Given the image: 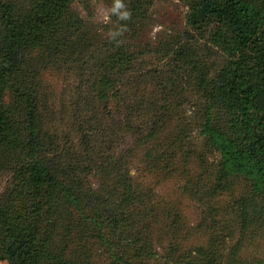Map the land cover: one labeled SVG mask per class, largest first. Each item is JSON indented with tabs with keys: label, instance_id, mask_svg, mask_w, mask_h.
Returning <instances> with one entry per match:
<instances>
[{
	"label": "trees",
	"instance_id": "1",
	"mask_svg": "<svg viewBox=\"0 0 264 264\" xmlns=\"http://www.w3.org/2000/svg\"><path fill=\"white\" fill-rule=\"evenodd\" d=\"M75 1L29 0L22 6L0 0V173L11 174L0 195V261H158L152 227L173 215L148 200L157 198L155 192L138 189L132 167L138 160L152 167L163 163L147 145L161 135L176 103L185 105L171 99L166 82L173 76L192 86L204 132L220 153L221 182L211 197L230 202L221 209L229 220L206 226L217 230L192 250L194 256L191 251L179 256L173 244L164 264H264L242 255L246 236L264 230V0H189V27L224 60L218 64V57L207 58L190 42L162 46L157 52L170 61L169 75L158 69L137 73L140 87L151 85L149 98L124 91L132 64L145 51L121 48L101 58L90 69V81L81 77L84 87H78L73 105L82 153L72 146L64 151L47 129L40 92L45 71L87 51V23L73 10ZM173 145V152L182 150ZM209 209L215 221L219 208L210 203ZM181 228L176 211L165 229ZM238 234L240 240L228 245ZM92 241L102 244V254Z\"/></svg>",
	"mask_w": 264,
	"mask_h": 264
},
{
	"label": "rangeland",
	"instance_id": "2",
	"mask_svg": "<svg viewBox=\"0 0 264 264\" xmlns=\"http://www.w3.org/2000/svg\"><path fill=\"white\" fill-rule=\"evenodd\" d=\"M14 1L24 6L29 0ZM115 3L116 0H78L73 3V10L87 23L83 34L87 51L71 54L65 60L58 61L45 71L41 80L40 92L44 101L47 129L56 135L66 152L69 151V146H72L75 151L82 153L79 147L81 132L79 133L77 124L71 117L73 105L80 93L78 87H84L81 77L90 81L93 76V70L90 69L100 65V59H104L110 51L125 48L126 51L138 52L139 55L145 51L144 55L132 64L125 80L124 91L134 96L137 90L140 96L146 98L152 96L151 85L143 84L140 87L137 73L158 69L162 72L166 70L164 77L169 75L167 67L170 61L157 52L166 44L174 41L190 42L193 47H198L207 54V58L209 55H212L211 58L218 57V64L224 60L217 54V50L208 44L206 37L202 38L189 27V0H121L125 7L118 12L113 11ZM133 9H137L136 12L139 13L134 18ZM125 11L131 14L130 22L119 18V13ZM114 33L119 35H112ZM181 80L170 76L166 83L171 90V99L173 96L181 98L185 105L176 103L175 110L168 118L161 135L147 145L149 153L162 156L163 163L158 162L152 167L138 160L132 167L138 189L155 192L157 198L148 200L155 206L160 203L171 212V216L173 215L172 218L162 219V222L160 220V223L152 227L153 246L159 254L158 261L152 264H164L162 257L173 244L180 248L179 256L189 251L192 254L193 249L205 244L211 233L217 230H207L206 226L209 228L216 225L217 220L219 224L226 218L229 220V217L224 218L221 209L230 199L211 197L221 182L217 168L220 153L211 146L210 136L204 132L203 121L196 107L198 98L192 86L190 83L185 86L186 83ZM119 83L120 80L117 86L121 88ZM174 142L181 145L182 150L173 152L176 148ZM169 155L174 157L172 164ZM10 181V173H0V195L10 186ZM210 203L219 208L215 211L219 214L215 216V221L210 214ZM176 211H179L182 228L176 233H168L165 227L172 224ZM239 238V234L235 235V239L228 245H233ZM245 241V245L242 243V255L245 259L249 262L264 259V230L256 229L255 235H247ZM91 243L96 244L98 255L102 254V244L96 241ZM229 248L230 246L226 251ZM226 251L223 252L225 255L228 254ZM0 264L9 263L0 261Z\"/></svg>",
	"mask_w": 264,
	"mask_h": 264
},
{
	"label": "clouds",
	"instance_id": "3",
	"mask_svg": "<svg viewBox=\"0 0 264 264\" xmlns=\"http://www.w3.org/2000/svg\"><path fill=\"white\" fill-rule=\"evenodd\" d=\"M124 4L121 3V0H116V3H115V7L113 9L114 12H118V10L124 8ZM130 12H122V13H119V18L122 19V20H126V19H129L130 18ZM112 35H119V33H114Z\"/></svg>",
	"mask_w": 264,
	"mask_h": 264
}]
</instances>
